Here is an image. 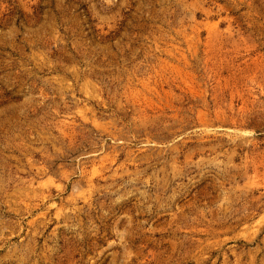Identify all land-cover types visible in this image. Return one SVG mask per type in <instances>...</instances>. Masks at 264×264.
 <instances>
[{
    "label": "rangeland",
    "instance_id": "374dc122",
    "mask_svg": "<svg viewBox=\"0 0 264 264\" xmlns=\"http://www.w3.org/2000/svg\"><path fill=\"white\" fill-rule=\"evenodd\" d=\"M0 264H264V0H0Z\"/></svg>",
    "mask_w": 264,
    "mask_h": 264
}]
</instances>
